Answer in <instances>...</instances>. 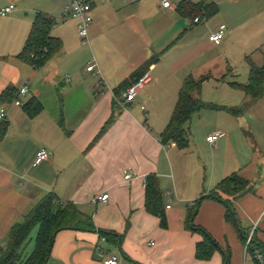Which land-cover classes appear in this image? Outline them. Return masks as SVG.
Returning a JSON list of instances; mask_svg holds the SVG:
<instances>
[{
  "label": "crops",
  "instance_id": "obj_1",
  "mask_svg": "<svg viewBox=\"0 0 264 264\" xmlns=\"http://www.w3.org/2000/svg\"><path fill=\"white\" fill-rule=\"evenodd\" d=\"M64 2L55 1V15ZM182 4L196 6L202 15L183 14ZM8 5L15 3L5 1L0 9ZM207 5L216 7L215 14H206ZM92 7L88 45L98 42L101 51L87 65L70 70L64 58L72 55L77 34H65L56 20L52 34L63 50L34 70L18 55L35 19L17 7L0 16V96L8 89L16 92L4 104L7 118L0 123V129L6 126L0 141V245L34 206L56 193L91 217L95 229L58 232L47 264H104L102 253L118 256L120 264H223L226 252L230 264H258L257 249L262 253L264 248V96L252 99L232 83L248 82L247 57L264 65V0H92ZM51 10L42 12L50 15ZM223 25V41L215 45L210 36ZM152 57L158 61L138 93L140 106L126 107L120 86ZM88 64L96 65L95 73L87 71ZM189 77L203 80L197 98L215 106L211 110L217 118L204 135L192 139L190 133L189 147L180 150L174 143L163 144L160 134ZM23 86L29 89L24 98L19 95ZM31 98L43 105L36 117L23 109ZM61 116L69 135L59 124ZM216 131L223 135L211 145L206 138ZM41 149L51 156L35 165ZM233 174L251 188L233 202L241 227L251 234L259 222L249 250L227 221L225 205L209 198ZM152 176L162 193L164 227L145 205ZM104 194L109 195L106 203H94ZM197 202L193 227L188 213ZM198 228L219 246L210 260L196 258L204 239ZM104 234L116 242H103Z\"/></svg>",
  "mask_w": 264,
  "mask_h": 264
},
{
  "label": "trees",
  "instance_id": "obj_2",
  "mask_svg": "<svg viewBox=\"0 0 264 264\" xmlns=\"http://www.w3.org/2000/svg\"><path fill=\"white\" fill-rule=\"evenodd\" d=\"M195 7L182 4L180 10L183 14L190 17L202 15L200 12L203 11ZM205 10L208 16L215 14L217 11L213 5H207ZM56 24L57 22L54 17L44 12H38L25 46L18 55V59L32 69L40 70L58 56L64 46L63 42L52 34ZM157 61L158 57L149 59L120 86V93H118L123 94L130 87L137 84ZM246 61L249 66L248 82L246 85L232 83V86L240 88L247 96L257 100L264 96V65H256L251 57H247ZM202 86L203 80L189 77L184 81L171 120L160 134V141L163 144L174 143L180 150H186L190 144V124L192 118L203 109H216L215 106L208 105L196 97L201 92ZM15 93L14 89H8L3 93L0 96L1 106H4L5 103H10L15 98ZM23 109L30 117H36L43 110V105L38 99L31 98L24 104ZM232 113H235V111L232 110ZM111 123L112 119L107 126ZM59 124L66 134L69 135V131L65 129L62 116L60 117ZM107 126L102 129L99 137L106 132ZM5 133L6 126L2 125L0 129V141L3 139ZM146 187V209L151 214L158 216L161 220V226L164 227L166 219L163 212L162 193L158 179L155 176L150 177ZM216 190H221V195L214 194L209 198L215 199L225 205L227 221L237 227L242 242L247 245L250 234H246L245 230L241 227L233 202L247 192H250L249 181L241 178L238 174H233L220 182ZM198 203H195L188 213L189 224L193 227ZM66 229L92 230L95 229V225L92 218L81 213L75 204L62 202L56 193L47 194L24 217L21 223L12 227L7 242L4 245H0V264H47L56 234ZM197 230L203 234L204 239L197 245L196 258L204 261L210 260L219 249V246L203 229L198 228ZM34 231H36V235L32 239ZM254 235L247 246L248 250L255 242ZM102 236L106 237L107 241L116 242V240H112L111 235L104 234ZM32 242H34L33 250L27 252ZM260 250L257 249V252L264 258V248L262 253ZM230 260V253L226 252L223 264H230ZM257 263L260 264L259 261Z\"/></svg>",
  "mask_w": 264,
  "mask_h": 264
},
{
  "label": "built area",
  "instance_id": "obj_3",
  "mask_svg": "<svg viewBox=\"0 0 264 264\" xmlns=\"http://www.w3.org/2000/svg\"><path fill=\"white\" fill-rule=\"evenodd\" d=\"M171 5L170 1H163V7L169 8ZM16 10L15 5H8L0 9V16L6 17L10 14H12ZM93 7H92V0H65L63 6H62V12H61V19H67V18H76L78 20V35L81 39V42L83 45L89 44V31L90 27L93 23ZM226 27L223 25L219 28L217 32L212 34L210 36V41L214 43L215 45H220L224 38ZM88 72L95 73L96 72V65H90L88 64L87 67ZM150 81V76L148 74H145L140 81L135 84L134 86L130 87L127 91H125L122 94V103H128L131 101H134L139 91L144 87L146 83ZM29 92V89L27 86H23L20 91L19 95L21 97H26ZM142 110H145L144 106H142ZM7 118V109L5 106L0 107V123L4 122ZM223 133L221 131H216L209 135L206 138V141L210 143L211 145H215L217 141L222 137ZM50 152L46 149H41L37 152L35 165H40L41 163L47 161L50 158ZM131 174H128L125 176L126 180L131 179ZM109 199L108 194L100 195L98 197H95L94 203H97L98 201L106 203ZM259 225V222L255 224L253 232L250 234L249 239L247 241V246L251 242V238L257 229V226ZM103 242H107V239L105 237L101 238ZM101 258L104 259V264H120V259L118 256L110 255L106 256L104 253H102ZM256 259L260 262V264H264L263 256L260 253L256 252Z\"/></svg>",
  "mask_w": 264,
  "mask_h": 264
},
{
  "label": "rangeland",
  "instance_id": "obj_4",
  "mask_svg": "<svg viewBox=\"0 0 264 264\" xmlns=\"http://www.w3.org/2000/svg\"><path fill=\"white\" fill-rule=\"evenodd\" d=\"M13 2L15 3V6L17 7V10H21L22 15L25 17L26 14H29V16H26L27 18L35 19L36 14L38 12L46 11L52 8L50 11V15L55 16L57 22H58V28L62 29L65 34L74 37L75 34H77V39L71 40V48L72 52L69 54H72L71 56L65 57V63H68L69 70L71 69V66H77L78 65H87L89 61H92L94 57L97 55V51H101V48L97 47L98 42L90 41V45H83L81 42L80 37L78 36L77 32V24L76 21L72 18L67 19H61V12L62 9L59 11L57 15L56 14V8L55 5L56 0H0V3L3 2ZM22 6H25L26 9H23ZM66 20V21H64ZM57 28V29H58ZM107 36H110L108 34ZM73 61V62H72ZM67 68V69H68ZM70 75V74H67ZM88 80H90L92 83L96 82V79L92 74H87ZM197 97V96H196ZM199 97V96H198ZM24 100V99H23ZM49 102V101H48ZM135 103L134 107H139V99H136L133 101ZM51 104V100L50 103ZM216 113L214 110L211 109H203L199 116L197 114L193 117V120L190 124V133L192 134V139L194 137H198L201 135H204L209 129H211L215 124V119L217 118ZM224 114L220 113V116ZM206 130V131H205ZM205 132V133H204ZM221 190L217 191V194L221 195ZM36 231L32 234V239L35 237ZM33 243L28 247L27 252H31L33 249Z\"/></svg>",
  "mask_w": 264,
  "mask_h": 264
},
{
  "label": "water",
  "instance_id": "obj_5",
  "mask_svg": "<svg viewBox=\"0 0 264 264\" xmlns=\"http://www.w3.org/2000/svg\"><path fill=\"white\" fill-rule=\"evenodd\" d=\"M132 105H133V101L128 102V103L126 104V107H132Z\"/></svg>",
  "mask_w": 264,
  "mask_h": 264
}]
</instances>
